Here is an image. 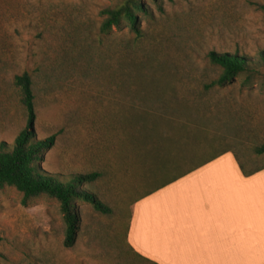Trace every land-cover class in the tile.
<instances>
[{
	"label": "rangeland",
	"instance_id": "rangeland-1",
	"mask_svg": "<svg viewBox=\"0 0 264 264\" xmlns=\"http://www.w3.org/2000/svg\"><path fill=\"white\" fill-rule=\"evenodd\" d=\"M123 1L0 0V148L13 147L27 127L14 83L27 73L35 135L57 134L41 167L64 177L100 174L83 188L111 209L102 214L77 201L78 238L65 248L55 199L24 205L22 193L1 189L0 264H117L125 257L132 205L156 185L140 157L145 148L137 147L146 124L168 135L185 127L208 144L207 153L231 150L248 172L264 167L255 153L264 144V0H140L141 35L127 22L103 34L104 11ZM213 51L246 57L255 72L208 89L222 73L208 58Z\"/></svg>",
	"mask_w": 264,
	"mask_h": 264
},
{
	"label": "crops",
	"instance_id": "crops-1",
	"mask_svg": "<svg viewBox=\"0 0 264 264\" xmlns=\"http://www.w3.org/2000/svg\"><path fill=\"white\" fill-rule=\"evenodd\" d=\"M155 187L132 205L127 241L138 254L157 264H264V167L246 176L228 151Z\"/></svg>",
	"mask_w": 264,
	"mask_h": 264
},
{
	"label": "trees",
	"instance_id": "trees-1",
	"mask_svg": "<svg viewBox=\"0 0 264 264\" xmlns=\"http://www.w3.org/2000/svg\"><path fill=\"white\" fill-rule=\"evenodd\" d=\"M264 11V5L259 6ZM144 11V5L140 0H125L114 9L104 11L106 16L101 32L109 34L113 28H120L123 22H127L134 33L141 35L140 21L137 12ZM210 62L219 67L222 73L218 80L212 82L207 88L226 87L232 84L243 74L251 75L252 69L249 59L237 54L210 52ZM15 86L21 91L22 104L27 113V127L20 132L13 147L6 143L1 145L0 151V190L14 188L24 196V205L35 198L47 196L55 199L60 204L61 213L66 224L65 248H73L76 244L81 225V217L75 210V203L79 200L90 203L94 209L102 214H110L111 209L107 207L96 194L83 188V185L95 182L100 174L91 173L87 175L77 174L64 177L47 172L41 167L43 156L56 144L57 134L45 139H38L34 132L36 121L35 95L33 82L29 74L25 73L15 77ZM142 131V130H141ZM185 127H175L174 131L162 133L158 125L148 124L145 133L141 132V142L137 141L138 148L143 146L144 153L140 154L141 160L149 163L151 179L155 180L157 186H165L174 182L203 165L215 160L231 150L207 153L208 144L203 141L192 140L186 134ZM210 149V148H209ZM214 147H211V151ZM213 152V151H212ZM259 156L264 155V144L255 149ZM244 175L250 176L259 170L247 171L238 156L234 153ZM171 171L166 179L160 177ZM160 183V184H159ZM159 184V185H158ZM155 185V186H156ZM156 188V187H155ZM160 188V187H158ZM155 190V189H154ZM152 189V191H154ZM151 191V192H152ZM127 227V233H128ZM126 256L118 259L117 264H157L138 254L128 243L127 234L125 238Z\"/></svg>",
	"mask_w": 264,
	"mask_h": 264
}]
</instances>
